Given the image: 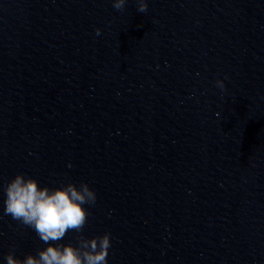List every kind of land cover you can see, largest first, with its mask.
<instances>
[{"label": "clouds", "instance_id": "9594fccd", "mask_svg": "<svg viewBox=\"0 0 264 264\" xmlns=\"http://www.w3.org/2000/svg\"><path fill=\"white\" fill-rule=\"evenodd\" d=\"M136 2L137 11L146 14L147 0ZM125 4L126 0H113L118 11H123ZM100 34L97 28L96 35ZM215 85L221 91L226 90L223 80L217 79ZM4 192L3 214L33 229L47 245L38 249L36 255L28 254L23 259L16 257L13 248L5 256L6 264H108L111 233L92 238L82 234L90 214L85 206H94L97 200L88 183L41 187L35 178L18 173L4 186ZM70 231L78 234L77 243H60Z\"/></svg>", "mask_w": 264, "mask_h": 264}]
</instances>
